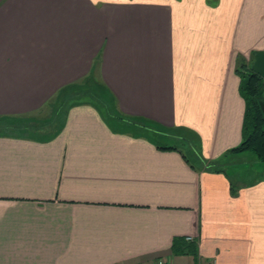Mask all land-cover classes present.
Wrapping results in <instances>:
<instances>
[{
	"label": "crops",
	"instance_id": "obj_1",
	"mask_svg": "<svg viewBox=\"0 0 264 264\" xmlns=\"http://www.w3.org/2000/svg\"><path fill=\"white\" fill-rule=\"evenodd\" d=\"M263 50L264 0H0V116L91 71L121 114L190 130L222 168L86 104L49 140L0 136V264H264V176L231 179L222 159L240 140L235 59ZM174 238L196 255L172 254Z\"/></svg>",
	"mask_w": 264,
	"mask_h": 264
},
{
	"label": "trees",
	"instance_id": "obj_2",
	"mask_svg": "<svg viewBox=\"0 0 264 264\" xmlns=\"http://www.w3.org/2000/svg\"><path fill=\"white\" fill-rule=\"evenodd\" d=\"M233 71L238 78L237 90L244 108L240 140L223 154L249 150L256 160L264 162V80L250 70V61L245 62L240 56L235 59ZM80 104L93 108L100 118L118 133L127 132L132 137H142L156 143L155 147L160 150L177 151L190 167H195L194 163H198V166L204 167L205 170L214 172L222 170L219 167V158L205 163L200 154L198 137L190 130L178 126L167 128L148 119L121 114L113 95L102 82L94 78L91 71L82 80L60 87L32 114L0 116V136L49 140L60 129L64 112L69 107ZM154 135L166 139L172 138L177 143H160L153 138ZM229 191L231 195L235 194L233 189L230 188ZM170 251L174 255L189 254L193 257L196 255L194 244L186 242L183 238L172 239Z\"/></svg>",
	"mask_w": 264,
	"mask_h": 264
},
{
	"label": "rangeland",
	"instance_id": "obj_3",
	"mask_svg": "<svg viewBox=\"0 0 264 264\" xmlns=\"http://www.w3.org/2000/svg\"><path fill=\"white\" fill-rule=\"evenodd\" d=\"M95 91L98 92L97 89H95ZM99 95H101V92H99ZM111 124H114V122H111ZM148 135L152 137L151 134ZM153 138L160 143H177V141L172 138L166 139L156 135H154ZM253 155L254 154L249 150H246L245 152H229L224 156V158L222 157L224 164L223 169L226 174H229L231 179L233 178L234 180V176L236 175H238L241 179H248V176H259V174L264 176V162L256 159L252 161V157H254Z\"/></svg>",
	"mask_w": 264,
	"mask_h": 264
},
{
	"label": "water",
	"instance_id": "obj_4",
	"mask_svg": "<svg viewBox=\"0 0 264 264\" xmlns=\"http://www.w3.org/2000/svg\"><path fill=\"white\" fill-rule=\"evenodd\" d=\"M250 70L264 80V50L253 54Z\"/></svg>",
	"mask_w": 264,
	"mask_h": 264
},
{
	"label": "built area",
	"instance_id": "obj_5",
	"mask_svg": "<svg viewBox=\"0 0 264 264\" xmlns=\"http://www.w3.org/2000/svg\"><path fill=\"white\" fill-rule=\"evenodd\" d=\"M185 240H191V237H186ZM130 264H172V263L168 260L159 258V259H154L151 261L137 262V263H130Z\"/></svg>",
	"mask_w": 264,
	"mask_h": 264
}]
</instances>
